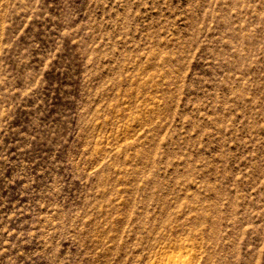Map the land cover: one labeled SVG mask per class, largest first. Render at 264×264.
<instances>
[{
	"label": "rangeland",
	"instance_id": "374dc122",
	"mask_svg": "<svg viewBox=\"0 0 264 264\" xmlns=\"http://www.w3.org/2000/svg\"><path fill=\"white\" fill-rule=\"evenodd\" d=\"M264 264V0H0V264Z\"/></svg>",
	"mask_w": 264,
	"mask_h": 264
},
{
	"label": "bare ground",
	"instance_id": "6f19581e",
	"mask_svg": "<svg viewBox=\"0 0 264 264\" xmlns=\"http://www.w3.org/2000/svg\"><path fill=\"white\" fill-rule=\"evenodd\" d=\"M186 261L182 260L180 258H176V257H171L169 258V260L167 262H165L164 264H185Z\"/></svg>",
	"mask_w": 264,
	"mask_h": 264
}]
</instances>
